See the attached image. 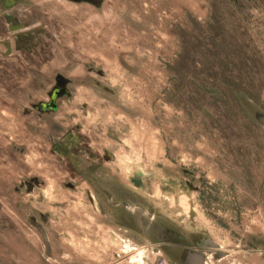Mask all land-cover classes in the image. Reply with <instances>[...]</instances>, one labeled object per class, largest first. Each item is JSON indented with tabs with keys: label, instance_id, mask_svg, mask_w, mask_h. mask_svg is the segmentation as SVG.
<instances>
[{
	"label": "rangeland",
	"instance_id": "1",
	"mask_svg": "<svg viewBox=\"0 0 264 264\" xmlns=\"http://www.w3.org/2000/svg\"><path fill=\"white\" fill-rule=\"evenodd\" d=\"M97 1L0 0V264H264V0Z\"/></svg>",
	"mask_w": 264,
	"mask_h": 264
},
{
	"label": "water",
	"instance_id": "2",
	"mask_svg": "<svg viewBox=\"0 0 264 264\" xmlns=\"http://www.w3.org/2000/svg\"><path fill=\"white\" fill-rule=\"evenodd\" d=\"M79 1H81V2H85V3H88V4H91V5H94V6H96V5H98L99 4V2L97 1V0H79ZM66 80L65 79H63V78H59L58 80H57V84L60 86V87H64L65 85H66ZM65 95V93H64V91H61V90H55V91H53V93H52V95H51V100L54 102L55 100H57L58 98H60V97H62V96H64ZM50 106H52V105H50ZM47 107V105H45V104H42L41 105V108H43V109H45ZM189 263V262H188Z\"/></svg>",
	"mask_w": 264,
	"mask_h": 264
},
{
	"label": "flooded vegetation",
	"instance_id": "3",
	"mask_svg": "<svg viewBox=\"0 0 264 264\" xmlns=\"http://www.w3.org/2000/svg\"><path fill=\"white\" fill-rule=\"evenodd\" d=\"M63 88H64V87H63ZM63 88H61V89H60V88H57L56 90H61V91H63ZM54 91H55V90H54ZM52 93H53V92H52ZM50 105L53 106L54 104L51 103ZM52 106H51V107H52ZM47 108H48V107H46L44 110H46ZM42 109H43V108H42ZM201 244H202L204 247L206 246V242H205V241H203ZM196 261H197V260H196ZM198 263H199V264H202L201 262H197V264H198Z\"/></svg>",
	"mask_w": 264,
	"mask_h": 264
},
{
	"label": "bare ground",
	"instance_id": "4",
	"mask_svg": "<svg viewBox=\"0 0 264 264\" xmlns=\"http://www.w3.org/2000/svg\"><path fill=\"white\" fill-rule=\"evenodd\" d=\"M58 85V84H57ZM59 86V85H58ZM60 87V86H59ZM60 88H63V87H60Z\"/></svg>",
	"mask_w": 264,
	"mask_h": 264
}]
</instances>
